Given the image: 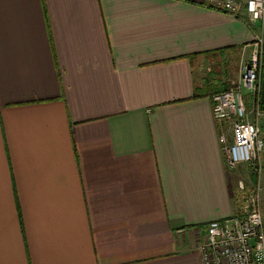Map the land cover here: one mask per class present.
<instances>
[{
  "label": "crops",
  "instance_id": "0c3cea01",
  "mask_svg": "<svg viewBox=\"0 0 264 264\" xmlns=\"http://www.w3.org/2000/svg\"><path fill=\"white\" fill-rule=\"evenodd\" d=\"M255 33L212 0H0V264H203L236 207L212 96Z\"/></svg>",
  "mask_w": 264,
  "mask_h": 264
},
{
  "label": "built area",
  "instance_id": "2783aa9c",
  "mask_svg": "<svg viewBox=\"0 0 264 264\" xmlns=\"http://www.w3.org/2000/svg\"><path fill=\"white\" fill-rule=\"evenodd\" d=\"M234 15L243 14L256 33L238 81L212 96V111L221 124L219 140L229 168L255 165L260 178L238 188L230 215L210 221L198 243L203 264H264V109L260 79L264 59V0H212Z\"/></svg>",
  "mask_w": 264,
  "mask_h": 264
},
{
  "label": "rangeland",
  "instance_id": "374dc122",
  "mask_svg": "<svg viewBox=\"0 0 264 264\" xmlns=\"http://www.w3.org/2000/svg\"><path fill=\"white\" fill-rule=\"evenodd\" d=\"M255 165L252 164V166L249 165H238L235 168H231V172H236V184H235V195H234V202L235 205L237 204L238 200V186L241 181H243L246 185L252 186L259 178L260 173L255 170Z\"/></svg>",
  "mask_w": 264,
  "mask_h": 264
},
{
  "label": "trees",
  "instance_id": "16d2710c",
  "mask_svg": "<svg viewBox=\"0 0 264 264\" xmlns=\"http://www.w3.org/2000/svg\"><path fill=\"white\" fill-rule=\"evenodd\" d=\"M194 96H196V94ZM260 101H261V107L262 109H264V59H263V69L260 79Z\"/></svg>",
  "mask_w": 264,
  "mask_h": 264
}]
</instances>
